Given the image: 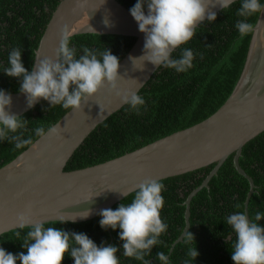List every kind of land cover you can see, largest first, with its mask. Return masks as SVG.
I'll list each match as a JSON object with an SVG mask.
<instances>
[{
  "label": "trees",
  "instance_id": "1",
  "mask_svg": "<svg viewBox=\"0 0 264 264\" xmlns=\"http://www.w3.org/2000/svg\"><path fill=\"white\" fill-rule=\"evenodd\" d=\"M119 1L129 9L137 2ZM60 2L61 0H0V89L19 92V80L2 72L8 65V55L13 48H19L23 52L25 67L31 70L36 50ZM239 7V0H236L231 8L217 13L214 23L205 22L201 25L196 36L182 46L194 52L192 68L178 73L161 66L139 93L145 104L138 111L130 109L126 104L101 123L76 150L66 170L81 169L120 157L198 124L221 108L242 75L254 27L260 17L258 13L249 18L253 30L241 39L235 27L243 19L237 15ZM136 40L134 36L82 33L71 37V47L76 49L77 58L84 47L98 53L108 48L121 61ZM180 53L181 50L178 49L173 57L179 58ZM69 110L61 106L51 107L43 100L21 115L26 124L17 134L34 143L40 138L35 136L34 129L53 126ZM32 144L18 150L14 147V142L0 141V168ZM234 157L235 154H232L211 179L209 187L203 188L193 198L190 230L174 248V243L187 225L186 201L216 164L160 180L164 184L162 195L165 200L161 216L167 229L151 252L145 254L144 260L123 256V241L119 238V230L105 231L100 226V216L84 222L61 225L58 221H52L45 223V227L56 226L69 232L86 233L98 245L105 242L115 245L121 249L118 253L120 264H162L157 257L158 252H163L168 257V264H185L186 260L189 264H234L231 244L235 237L226 224V217L235 212L246 211V201L251 190L249 179L235 167ZM240 163L256 184L248 206V214L254 220L257 212L264 214V132L244 146ZM134 194L135 192L128 195L127 200L124 198L113 209H117L122 203H130ZM257 223L264 226V219ZM27 231L28 229H14L0 235V246L13 254L26 253L22 244ZM194 247L199 252L196 261L188 256L189 250ZM63 264H73V259L66 255Z\"/></svg>",
  "mask_w": 264,
  "mask_h": 264
},
{
  "label": "water",
  "instance_id": "2",
  "mask_svg": "<svg viewBox=\"0 0 264 264\" xmlns=\"http://www.w3.org/2000/svg\"><path fill=\"white\" fill-rule=\"evenodd\" d=\"M213 5L209 6L211 11L218 13L222 10L219 5ZM65 26L71 37L99 33L137 38L120 61L118 88L121 91L139 94L160 68L142 59L134 61L133 58L143 55L145 36L139 31L130 9L119 0H61L42 36L35 60L38 57L56 58L61 30ZM9 93L13 98L11 111L19 116L43 101L29 108L24 94L20 91ZM125 105L111 86L104 88L81 110L70 109L54 124L59 129L58 137L49 135L37 139L0 168V235L19 229L18 216L29 209L34 219L48 223L59 221L61 217L85 215L91 208L89 218H78L77 222H84L99 216L102 209H113L125 198L122 192L130 195L147 178L160 181L215 163L211 173L186 201L187 225L174 248L190 230L193 198L209 187L211 179L232 154H235V167L251 184L246 201L248 213L256 184L241 166L240 158L244 146L264 132V15L260 14L254 27L246 64L233 93L214 114L120 157L66 170L69 160L87 137ZM99 193L93 197V203L91 196Z\"/></svg>",
  "mask_w": 264,
  "mask_h": 264
},
{
  "label": "clouds",
  "instance_id": "3",
  "mask_svg": "<svg viewBox=\"0 0 264 264\" xmlns=\"http://www.w3.org/2000/svg\"><path fill=\"white\" fill-rule=\"evenodd\" d=\"M235 2L215 0V5L224 10ZM239 3L237 15L243 19L235 27L243 39L253 30L249 18L258 13L264 15V2L239 0ZM210 5H213V0H137L130 14L144 34L145 43L143 55L133 58L134 61L142 59L157 68L163 66L178 73L187 72L192 68L195 56L193 50L182 46L196 36L197 29L205 22L210 24L217 20V13L210 10ZM178 49L181 50L180 56L174 58L173 53ZM2 72L19 80V91L26 96L29 108L44 100L51 107L81 110L90 98L109 86L130 109L138 111L145 104L138 93L118 88L120 61L110 49L98 53L84 47L77 58L67 26L61 30L55 59L38 57L29 70L23 62V52L13 48L8 55V65ZM12 106L11 94L0 89V141L14 142V147L19 150L33 141L17 134L25 127L26 120L13 113ZM34 134L40 138L58 137L59 129L55 125L47 129L38 127ZM163 190L162 182L147 178L136 186L130 203L99 212L101 228L105 231L119 230L123 256L144 260L145 254L151 252L166 231L167 225L161 216L165 204ZM100 193L92 195L91 200ZM122 195L128 199L127 193L122 192ZM90 215L91 208L85 215L61 217L58 223H76L78 218L87 219ZM261 219H264V214L257 212L252 220L246 211L226 217V224L235 237L231 244L234 264H264V226L257 223ZM17 222L21 231L28 229L22 244L27 252L13 254L0 246V264H63L66 255L73 259V264H120L119 247L106 242L98 245L86 233L69 232L56 226L45 227L46 222L34 219L30 209L19 214ZM188 256L196 261L199 256L197 247L191 248ZM157 257L162 264H168V257L163 252H158ZM185 264L189 261L186 260Z\"/></svg>",
  "mask_w": 264,
  "mask_h": 264
}]
</instances>
